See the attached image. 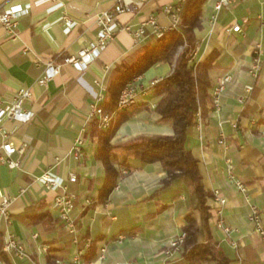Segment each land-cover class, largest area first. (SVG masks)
<instances>
[{"label": "crops", "instance_id": "0c3cea01", "mask_svg": "<svg viewBox=\"0 0 264 264\" xmlns=\"http://www.w3.org/2000/svg\"><path fill=\"white\" fill-rule=\"evenodd\" d=\"M129 1L131 11L117 19L134 30L150 17L159 28H167L169 18L163 9L180 0ZM113 5L114 0H0V12L11 6L23 9L14 37L0 27V98L10 102L18 89L28 88L32 99L27 106L34 111L28 124H5L9 131L15 129L10 136L13 146H24L25 150L23 155L12 157L20 161V168L0 166V194L13 198L10 220L0 223V234L8 231L23 241L38 264H66L75 248L71 235L50 207L57 192L39 181L44 172L61 180L76 196L73 218L80 236L77 247L85 240L95 242V253L105 246L103 264H164L161 252L169 238L182 233L190 210L188 191L181 181L160 190L164 173L159 164H142L134 159L127 161L132 172L118 182L108 201L94 205L104 172L95 159L93 123L86 125L88 105L97 95L105 99L117 68L133 64L143 49L153 44L154 29L146 28L147 39L138 45L130 34L118 32L84 71L62 60L95 40L97 17L112 10ZM213 15L211 3L203 2L201 27L194 31L198 43L195 62L202 63L216 52V62L209 71L212 88L225 74L233 77V83L225 89L219 108L190 131L186 149L198 161L204 188L209 192L217 189L225 199V223L237 230L229 238L225 236L210 211V235L223 255L230 264L238 260L239 264H264V237H251L254 226L248 221L250 206H255L264 227V0H235L218 11L214 20ZM64 16L75 23L68 32ZM235 24L241 26V32L226 31ZM254 50L259 51L262 66L252 78L248 69ZM48 62L59 66V74L40 84ZM171 69L169 64L157 63L140 76L136 83L142 91L139 104L146 109L120 125L112 141L172 134L171 123L159 121L153 111L158 98L151 89ZM247 87L251 88L249 92ZM84 128V157L78 160L72 146ZM226 160L244 183L245 193L228 180ZM70 174L76 175V182L68 181ZM44 213L48 216L37 224L30 222L31 216ZM34 234L37 237L32 239ZM117 236L123 237L121 242L115 241ZM232 241L238 243L236 248ZM40 246H44V252H39ZM0 264L31 263L0 254ZM165 264L186 263L178 253Z\"/></svg>", "mask_w": 264, "mask_h": 264}, {"label": "trees", "instance_id": "16d2710c", "mask_svg": "<svg viewBox=\"0 0 264 264\" xmlns=\"http://www.w3.org/2000/svg\"><path fill=\"white\" fill-rule=\"evenodd\" d=\"M203 2L183 0L176 28L166 31L159 40L146 46L133 64L117 68L110 81L102 104L103 110L108 113L116 108L120 91L128 82L157 63L171 65V72L153 83L151 89L158 98L153 111L159 121L171 123L172 134L112 141L120 125L146 109L144 104H132L120 111L105 130L99 129L97 121H94L91 133L97 143L95 159L101 162L104 172L94 205L108 201L122 178V172L126 175L132 172L128 160L159 164L164 173L160 190L168 188L174 181H181L188 191L190 210L181 229L184 238L179 249L180 257L186 264H230L210 235L212 193L204 188L198 161L186 149L190 131L213 111L209 71L216 62L217 53L212 52L202 63L190 61L198 44L194 31L201 27ZM47 216L45 213L31 216L30 222L37 224ZM94 256L95 242L91 241L87 259Z\"/></svg>", "mask_w": 264, "mask_h": 264}, {"label": "built area", "instance_id": "2783aa9c", "mask_svg": "<svg viewBox=\"0 0 264 264\" xmlns=\"http://www.w3.org/2000/svg\"><path fill=\"white\" fill-rule=\"evenodd\" d=\"M180 0L175 5H167L163 12L169 18V26L165 29L159 28L154 18L150 17L140 24L137 29H131L129 26L122 25L118 22V16L121 14L131 11V2L129 0H114L112 10L103 12L100 14L96 23L98 26V33L93 42L87 46L81 48L75 55L63 58L62 63L70 65L78 71H84L88 68L96 58L106 49L111 41L114 40L116 34L120 31H124L132 36L135 44H140L147 39L146 28H153V39L159 40L166 31L173 30L176 28L179 22V12L181 10ZM235 0H204V3H211L214 15L212 20L215 19V14L220 11L223 7L230 5ZM140 5V4H139ZM23 9L19 6H11L6 10L0 12V27L3 29L7 36L14 37L15 30L18 24V19ZM62 21L66 23L65 31L68 32L75 23L67 19L66 16L62 17ZM227 32H241V26L235 24L230 29H226ZM196 51V50H195ZM195 51L193 52L190 61L195 62ZM255 56L252 59L251 65L248 69V74L255 78L261 70V61L259 59V51L254 50ZM59 74V66L53 62L46 64L45 72L42 78L39 80L40 84H44ZM140 76L135 77L132 81L128 82L125 87L120 91L116 108L113 112L108 113L103 110L102 104L104 98L102 95H97L92 102L88 105V113L86 118V125L97 121L98 128L101 130L107 129L115 120L117 114L128 108L132 104H139L141 100L142 91L136 85ZM233 83V77L230 74L223 75L216 85L211 90V98L213 110H217L220 106L221 97L227 88V86ZM250 87L246 88L249 92ZM32 99L31 92L28 88H20L15 92V95L10 102H5L0 98V166H4L10 170L20 168V161L13 160L12 157L16 154L23 155L25 147L15 148L10 141V136L15 131H9L5 128L6 123H12L14 125H25L31 122L34 117V111L28 108V104ZM239 102H244V96L239 98ZM155 108V106H154ZM200 124V120L198 121ZM87 128L82 130V134L78 136L72 146V153L74 156L81 160L84 157V143L85 133ZM227 165L228 180L232 183L240 193L246 192V187L242 180L236 177L232 173L233 167L228 160L225 161ZM126 174L125 172H123ZM39 181L48 190L56 191L57 194L53 198L50 207L57 213L58 219L62 222L63 227L67 233L71 235V241L74 244V252L72 259L66 264H103V261L107 255V249L102 246L96 250L95 256L92 259H87L88 249L90 240H85L81 247H77L80 243L79 230L77 224L73 218L74 203L76 196L70 192L66 186L62 185L61 180L52 176L49 172H44ZM68 181L71 183L76 182V175L70 174ZM210 209L211 213L215 216L216 226L224 233L228 238L233 234L237 233V230L229 227L223 217L222 209L226 204L224 198L220 196L217 189L212 192ZM13 198L5 194H0V223L9 222L10 212L9 206ZM86 206L88 205L85 203ZM248 221L254 226L251 237L258 236L259 238L264 237V227L261 224V217L258 209L255 206H250L248 213ZM37 237L36 234L32 235V239ZM184 235L178 234L174 237L169 238L166 243V247L162 250L161 255L164 258V264L166 261L175 259L179 253L180 246L183 242ZM122 236L115 238L116 242H121ZM232 246L236 248L238 243L236 241L231 242ZM39 252H44V246L39 247ZM0 254L15 256L22 260H27L31 264H38L31 259V256L27 252L26 244L17 239L14 235L8 231H4L0 234ZM240 260L235 264H239ZM58 264H63L58 262Z\"/></svg>", "mask_w": 264, "mask_h": 264}, {"label": "rangeland", "instance_id": "374dc122", "mask_svg": "<svg viewBox=\"0 0 264 264\" xmlns=\"http://www.w3.org/2000/svg\"><path fill=\"white\" fill-rule=\"evenodd\" d=\"M127 175L126 174H124L123 172H122V178L120 179V181L122 180V179H124L125 177H126ZM119 181V182H120ZM118 185V184H117ZM117 187V186H116ZM116 187H115V189H116Z\"/></svg>", "mask_w": 264, "mask_h": 264}]
</instances>
